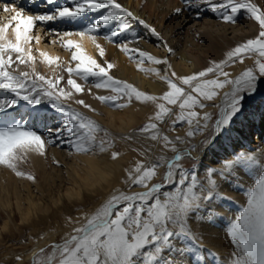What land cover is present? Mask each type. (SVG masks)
Masks as SVG:
<instances>
[{
    "label": "snow or ice",
    "instance_id": "obj_1",
    "mask_svg": "<svg viewBox=\"0 0 264 264\" xmlns=\"http://www.w3.org/2000/svg\"><path fill=\"white\" fill-rule=\"evenodd\" d=\"M68 2L71 6L59 4L50 12L29 13L22 4L17 6L19 0H0V93L10 94L0 95V166L12 170L18 177L35 182L33 175L19 170L18 163L28 154L46 156L49 144L67 145L76 154L95 155L97 150L109 152L113 142L98 139V134L104 130L94 120L64 103L74 93H84L85 88L77 82L78 79L88 83L90 78L92 87L114 93L97 96L101 103L118 109L125 108L133 100L153 103L157 110L151 122L139 132L152 141H162L164 147H170L175 155L166 162L162 183H152V180L164 164L163 157L148 164L137 162L124 181L128 185L127 191L111 195L98 210L85 216L84 222L74 227L62 243L52 245L50 256L46 257L41 249L32 264H175L173 257L176 256L186 258L187 264H200L205 249L202 236L194 230L193 222L198 215L202 214L206 219L214 211L206 207V203H212L221 195L218 178L227 181L234 173L240 172L251 174L254 183L243 191L246 202L227 229L235 249L232 264H264V148L259 152L237 151L220 161L219 168L211 167L200 172L195 167L186 169L182 164L185 157L194 159L192 152L197 149L190 146L186 151H180L176 143L188 141L180 137L170 139L159 128V124L167 119L173 130L178 124L187 125L189 138L197 133L203 134L213 119L206 113L201 115L200 110L206 107L204 101H214L221 90L230 86L231 91L224 94V103L211 136H206L201 146L210 143L212 136L223 138L229 134L233 120L244 110L246 97L257 93L261 78H264V6H258L254 0H183L185 8L198 10V17L201 12L210 11L223 23L236 24L238 16L246 13L258 25V34L228 51L222 61L212 62L195 74L178 76L170 71L172 66L168 59H159L130 47L132 40L118 39L136 23L157 40H163L155 27L124 7L119 0ZM46 4L57 5V0H46ZM175 11L179 15L183 9ZM95 13L99 15L82 28L48 29L47 34L54 36L48 43H59L69 51L70 62H63L59 56L53 57L39 49L41 36L38 24L76 22L85 14ZM102 28L110 31L102 32ZM100 39L134 59L140 71L154 73L166 84L167 91L160 96L149 95L114 78L110 74L115 68L113 63L106 60L102 63L84 49L83 42L91 41L103 60L106 52L98 42ZM167 51L172 53L173 49L168 47ZM251 57H255L254 68H247L238 77L230 78L226 68L237 62L243 64L245 58ZM38 58L49 67L61 68L67 64L64 67L68 74L67 88L61 86L64 82L62 75L49 78L37 72ZM145 61L152 65H166L165 74L155 68H144ZM21 66L28 70L22 71ZM45 100L52 109L65 116L64 122L55 128L40 131L27 118L17 119L10 113L19 101L40 106ZM75 102L95 111L83 100ZM174 108L178 112L173 111ZM110 155L113 160L119 157L115 151ZM133 186L144 190L132 191ZM16 259L19 261L22 257L18 255Z\"/></svg>",
    "mask_w": 264,
    "mask_h": 264
},
{
    "label": "rangeland",
    "instance_id": "obj_2",
    "mask_svg": "<svg viewBox=\"0 0 264 264\" xmlns=\"http://www.w3.org/2000/svg\"><path fill=\"white\" fill-rule=\"evenodd\" d=\"M38 7H35L33 13L51 11L55 6L46 5L45 0L37 1ZM43 2V3H42ZM45 7H44V6ZM47 6V8H46ZM69 6V5H68ZM51 7V8H50ZM243 14V15H242ZM238 16V23L240 26H245L247 29L248 24L253 25V30L248 31L243 38L228 41L220 44L213 53L208 54L205 63L198 69L190 70L183 73L172 66L175 57L174 54H169L160 48L156 42L149 40L145 37L143 32L136 29L130 35L133 43L130 44L132 48H137L142 51L148 48L136 45V42L141 41L149 45L150 49L156 53L146 51L147 53L159 58L168 59L171 64V70L177 73L178 76L192 75L201 70H204L212 62H220L226 58L228 51L232 50L238 44L245 42L249 38H254L258 34V25L255 21L247 18L246 13ZM247 20V24H244ZM249 19V21H248ZM240 22V23H239ZM250 22V23H249ZM51 23L56 26L57 22H50L40 26L43 32V45L50 46L48 42L54 36L47 34L48 28ZM64 23V22H62ZM78 23V22H77ZM85 26L91 23L88 19L84 21ZM229 26L235 25L225 23ZM244 24V25H243ZM247 25V26H246ZM57 28V27H52ZM102 32L106 30L102 29ZM34 34H36L34 32ZM142 39V40H141ZM191 43H186L190 46ZM204 42H200L199 48L203 47ZM56 49L69 56L71 53L60 46L59 43L53 44ZM115 46V45H114ZM135 46V47H134ZM115 48H117L115 46ZM118 49V48H117ZM120 60L115 61V68L111 70L110 74L121 81L132 84L134 87L149 95L160 96L167 91L166 84L159 79L154 73L142 72L138 69L137 63L134 59H130L128 55L121 52ZM174 56V57H173ZM112 63V60H110ZM128 65L133 72L141 73L144 80L143 83H137L133 80L131 72L126 71L122 66ZM255 66V57L245 58L243 64L235 63L226 68L231 75L230 78L238 77L247 68ZM15 68V65L13 66ZM65 65L61 68L49 67L43 65L38 58L36 64L37 72L49 78H55L62 75L64 82L61 86L66 87L68 74L64 71ZM144 68H155L160 70L161 74H165L166 65H152L145 61ZM21 70H28L25 66H21ZM170 74V72L168 73ZM78 83L84 86L85 91L83 94H75L69 100L64 101L65 104L71 108L81 112L86 117L94 120L104 131L98 134V139L104 138L113 142V147L109 152L100 153L98 150L95 155L91 154H76L71 151L67 145H53L49 144L47 147L46 156H41L40 159L35 158L32 154L18 163L20 171L30 173L35 177V182L26 178L18 177L12 170L16 181L13 182V191L17 193L16 199L7 196L6 191L0 193V264H32L35 257L28 258L29 252L36 248L44 239L49 235L55 233V238L48 241L47 244L42 245L45 256H50L52 253V245L62 243L63 240L72 233L74 227L79 226L84 222L85 216H90L99 209L106 202L111 195L119 191H127L128 185L125 184L128 171L133 169L137 162L148 164L150 162H158L160 158H164V164L158 169V174L153 178L152 183H162L163 177L167 170V161L170 160L169 156L175 155L170 147L165 148L163 142L152 141L147 138V135L140 134L139 130L147 123L151 122V117L156 112V106L151 103H141L133 100V102L123 109H118L108 104L101 103L96 99L99 95H113L110 90L96 89L92 87L93 81L90 78L88 83L82 79L77 80ZM151 84L152 88L149 87ZM230 87V86H229ZM231 88V87H230ZM4 96H10L8 93H2ZM223 97V96H222ZM219 96L214 101H204L206 107L201 111V115L208 114L213 119L209 122V128L203 134L197 133L194 137H187L188 126L176 125V130H173L170 122L166 119L164 123L159 124L162 134L168 135L170 139L175 140L180 137L188 141V143H176V147L180 151H186L190 146L195 147L198 151L204 150L202 157H194L190 159L185 157L182 161L186 169L197 168L203 172L207 168H219V162L231 157L237 151H256L259 152L264 148V141H261V136L256 131V105L261 104L264 106V78H261L259 88L254 96H247L245 100L244 110L233 120L229 134L223 138L211 137L210 143L201 146V142L205 140L206 136H211L214 122L219 118L220 107L223 105L222 100H218ZM76 100H83L86 104L90 105L92 109L85 108L83 105L77 104ZM218 100V101H217ZM20 102V103H19ZM18 105L10 110V113L15 111L20 117L27 118L36 128L40 131H45L46 128H55L62 124L65 120L63 114L57 113L51 108L47 100L43 101L40 106H31L26 102L19 101ZM124 102V101H119ZM261 102V103H259ZM217 107V108H216ZM173 111H177L174 108ZM21 112V113H20ZM35 118V119H33ZM49 118V119H48ZM248 119L249 129L247 130V139L243 138L240 132L237 133L236 140L231 138L234 134V129L242 119ZM48 119V120H47ZM41 120V121H40ZM45 122V123H43ZM43 123V124H42ZM46 125V126H45ZM105 133L107 135H105ZM245 139V140H244ZM241 140L240 143L238 142ZM245 141V142H244ZM259 142V143H258ZM211 145L209 148L208 146ZM208 148V149H207ZM207 149V150H206ZM112 151L118 152V159H111L110 153ZM89 159L96 161L98 167L106 170L105 179L101 180L100 177L92 175L89 166ZM5 167L0 166V185L5 186L7 183L6 173H3ZM218 189L221 194L212 203H206V207L214 209L210 212L207 218H203L202 214L197 216L193 222V228L198 235L202 236V246L205 253H202L200 264H232V253L235 251L234 245L231 244V238L227 233V229L233 218L238 214L241 205L246 202L243 191L246 187L254 183L251 174L240 172L234 173L227 181L218 178ZM132 191H142L144 189L138 186H133ZM11 190L10 194H13ZM27 195L34 199L39 204L41 210L39 215L44 219H37L33 216L32 212L28 215L26 224H22L21 215L15 212V222L11 225H4L7 221L3 209L15 208L16 202H19L21 213L27 214ZM14 204V205H13ZM9 209V210H10ZM207 225V226H206ZM208 227V229L206 228ZM210 228H213L212 230ZM207 243L216 246L218 249H213L207 246ZM211 250V251H210ZM213 253L208 255L206 253ZM21 256V260H17V256ZM175 264H187V259L179 256L173 257ZM186 260V261H185Z\"/></svg>",
    "mask_w": 264,
    "mask_h": 264
},
{
    "label": "bare ground",
    "instance_id": "obj_3",
    "mask_svg": "<svg viewBox=\"0 0 264 264\" xmlns=\"http://www.w3.org/2000/svg\"><path fill=\"white\" fill-rule=\"evenodd\" d=\"M35 1H30V3L36 4ZM26 2H29V1H26ZM119 2H121L124 7L133 11L137 16L144 19L147 23L155 27L157 31L160 33V35L163 37V40H157L154 36L150 34V32L147 29H145L142 25H139L136 23H134L133 28L130 29L129 32L121 34V36L118 37V39L122 41L126 39L129 40L131 38L130 35L132 34L134 30L138 29L142 31L143 32L142 34H144L145 37L149 38V40L153 42H156L157 45L160 48H162L165 52L169 53L167 51L168 47L173 49V52L169 54H174L175 50L178 51L177 53H175V57L177 58L176 60H174L172 66H174L175 68H178V70H182L183 73H187L190 70H194V69L196 70L200 68L205 63L206 59L208 58L207 55L210 53H213L215 49L220 46V44H223V43H226L228 41L235 40L238 38L240 39L243 38L247 34L248 31L253 30L254 28L253 25L255 26L253 22H251L252 24H248V26L246 25L247 29H244L245 26H240L242 24H239V25L235 24V25L229 26L219 21L215 17V15L211 13L210 11H203L198 17L196 15V12L198 10L185 8L183 4V0H119ZM254 2L257 3L258 6H264V0H254ZM59 4H68L69 6H71L68 0H57V5H53V6L56 7ZM177 8L183 9L182 13L179 15H177L175 11ZM25 9L26 11H28L27 8ZM28 12L33 13L32 11H28ZM39 13H43V12H39ZM0 15H2V5H0ZM98 15L99 13L85 14L84 17L80 18L76 22L56 21L58 24L54 26L51 23L49 28L57 27L55 29H58L60 31L79 29L85 26V23H84L85 20L88 19L90 22H93V20ZM247 23L248 22L246 20L244 24H247ZM102 29L106 31H110L109 28H102ZM41 32H43V30L40 28V32H39L40 36H41ZM73 39H78V37H73ZM42 41H43V37L41 36V43L39 45L40 50H43L49 53L53 57L59 56L61 58V61L63 62L71 61V55L69 58V56H67L66 53H62L59 49H56L53 46V44H51L50 46L43 45ZM98 42L105 48L106 55L103 58V60H101L97 49L92 44V42L89 40H85L83 42L84 49L87 52V54L95 57L97 60H100L102 63L105 60L108 62L112 60V63L114 65L117 64V63L115 64L116 60L118 61L120 60L121 62L122 57L120 55V52H118V49L115 48L113 44H110L108 43V41L103 40V39H100ZM200 42H204L205 44L201 48H199ZM186 43H191V44L190 46H187ZM136 45L142 46V48H148L144 51H149L150 53L153 51L154 53H156L154 50L150 49L149 45H146L141 41L136 42ZM34 54H35V50H34ZM43 65L45 66V64ZM65 66H67V64H65ZM122 67L126 71L131 72L133 80L137 81V83L140 84L144 82V80L141 77V73L133 72L132 69H130V67H128V65H125V64ZM149 85H150L149 87L152 88V85L151 84ZM230 91H231L230 87H226L225 89L221 90L218 100L219 101L222 100L221 101L222 104L224 103V99H223L224 94ZM0 95H3V94L0 93ZM11 115L15 116L17 119L21 118L20 115L17 114L16 111L12 113ZM255 115H256V120H257L256 131L259 132L261 139H262L261 141H264V106H262L261 104L256 105ZM248 129H249L248 119L247 118L242 119L241 122H239V125H237L236 128L234 129L235 132L234 134L231 135V138L232 139L234 138L236 140L237 133L240 132L238 134H240L243 138L247 139L248 137L246 136L248 134L247 133ZM238 142L243 143L241 142V140H239ZM210 146L211 145H209L208 148ZM203 153H204V150H201V151L197 150V151H193L192 155L194 157H197V156L202 157ZM32 156H34L37 159L41 158V156L36 155V154H32ZM169 158H172V155L169 156ZM89 166H90V171L92 175L100 177L101 180H106L105 179L106 170L98 167V164L96 163V161L89 159ZM3 173H6L7 183L5 184L4 187L0 185V193H2L3 191H6L8 197L16 199L15 197L17 193L13 191L12 189L14 187L13 182L16 181V177H14L13 172L7 168L3 169ZM11 190L13 191V194H10ZM29 198L30 196L27 195V207H26L28 209L27 214L21 213V208L18 204L19 202H16V205L13 211L12 209H10L12 206H9L7 209H3L5 214L8 215L6 216L7 221L4 222V225L14 224L15 212L18 213L17 215L19 214L21 215L22 224L27 223L28 215H30L31 212L33 216L36 217L37 219H40V221L44 220L39 215V211L41 210V207L39 206V204H37L33 198H31L30 200ZM206 228L208 229V227ZM210 229L212 230L213 228H210ZM55 235L56 234L53 233L49 235L46 239H44L42 242H40V244L36 246V248H33L29 252L28 258L35 257V254L38 251V248H40L44 244H47L48 241L53 240L55 238ZM207 246L213 249H218L216 246H213L209 243H207Z\"/></svg>",
    "mask_w": 264,
    "mask_h": 264
},
{
    "label": "water",
    "instance_id": "obj_4",
    "mask_svg": "<svg viewBox=\"0 0 264 264\" xmlns=\"http://www.w3.org/2000/svg\"><path fill=\"white\" fill-rule=\"evenodd\" d=\"M174 157V156H173ZM172 157V158H173ZM192 157H194L193 155H192ZM172 158H170V159H172ZM41 251V249H38V251L36 252V254H35V256L39 253Z\"/></svg>",
    "mask_w": 264,
    "mask_h": 264
}]
</instances>
